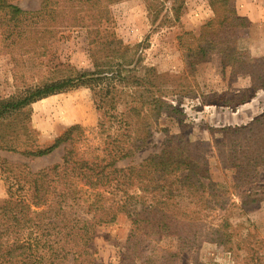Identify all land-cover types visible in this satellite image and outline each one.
Returning a JSON list of instances; mask_svg holds the SVG:
<instances>
[{"label": "rangeland", "instance_id": "rangeland-1", "mask_svg": "<svg viewBox=\"0 0 264 264\" xmlns=\"http://www.w3.org/2000/svg\"><path fill=\"white\" fill-rule=\"evenodd\" d=\"M14 2L26 10H38L42 0ZM100 2L106 11L101 18L94 19L99 22L98 31L67 27L59 29L55 35H45L46 38L39 39L41 45L48 47L45 54L25 53L20 46L8 45V41L0 37V99L22 96L30 88L78 71L104 69L108 59L115 57L116 63L124 49H128L130 58L131 49L132 56L139 62L131 77L123 71L128 78L116 82L118 107L115 112H125L122 117L130 122L126 106L140 105L141 96L148 95L144 94L146 85L138 83L151 69L157 75L155 81L165 90L160 92L164 106L159 115H155L157 109H153V105L147 106L150 110L146 113L150 115L146 121L151 123L152 135L145 147L130 157L119 159L115 165L122 168L137 165L150 154L159 152L167 137L177 135L181 140L184 136L186 141L194 142L192 146L200 156L199 164L204 172L209 169L205 181L210 179L213 186L212 207L200 214L207 216L205 231L194 244H181L175 234L158 238L146 235L144 229H134L132 220L121 213L115 222L94 231L98 264H264V161L256 176L247 177L246 183L236 185L235 172L226 165H229L226 157L220 160L210 132V128L247 124L263 113L264 86L251 90L254 76L237 72L238 63L224 66L219 52L210 54L208 59L194 54V49L201 44L198 41L201 31L215 17L210 0ZM234 5L237 15L248 20V26L234 35L235 48L241 50L238 53L241 57L253 58L249 67L258 76L264 72V0H234ZM174 6H180L178 18ZM83 9L90 23L92 12L87 4ZM137 79L139 81L134 82ZM107 83L103 80L97 87ZM247 88L248 95L252 91L254 94L248 101L238 103L244 95H236ZM95 100L91 88L82 86L31 103L15 120L20 126L29 127L27 131H19V150L0 148V159L24 163L33 170L61 162L65 145L40 157H30L21 150L50 145L73 124L82 125V133L87 138V142H76L77 147L82 151L89 146L99 147L102 154L109 139L98 126ZM182 124L189 127L183 128ZM120 132L125 133L124 128ZM6 197L7 187L0 167V201ZM207 231L209 234L205 233ZM131 233H134L132 241L129 240ZM211 237L215 240L209 239Z\"/></svg>", "mask_w": 264, "mask_h": 264}, {"label": "trees", "instance_id": "trees-1", "mask_svg": "<svg viewBox=\"0 0 264 264\" xmlns=\"http://www.w3.org/2000/svg\"><path fill=\"white\" fill-rule=\"evenodd\" d=\"M14 1L0 0V37L8 45L20 46L25 53L45 54L48 47L41 45L39 39L55 35L62 28L98 31L99 22L94 19L101 18L106 11L100 0H42L38 10L23 9ZM84 4L92 12L90 23L83 13ZM210 5L215 17L201 31L198 40L201 44L194 49V54L208 59L210 54L219 52L224 66L238 63L237 72L254 76L250 89L256 91L264 86V72L255 75L249 67L253 58L238 55L241 50L234 45L236 32L248 26L247 18L237 15L234 0H210ZM173 10L178 18L180 6H174ZM131 56L132 50L129 58L128 49H124L117 62L115 57L108 59L104 69L78 71L30 88L22 96L0 99L2 149L19 150V131H27L29 127L20 126L15 120L31 103L82 86L94 92L98 126L109 139L101 150L103 155L99 154V147L89 146L82 151L76 142L87 140L82 133L84 127L73 124L50 145L21 150L30 157H40L65 145L61 162L33 170L27 164L0 159L7 187V197L0 201V264H98L94 231L115 222L121 213L132 220L134 229L140 227L146 235L157 238L175 234L185 245L194 244L202 234L207 216L200 214L212 207L213 184L210 179L205 181L209 169L204 172L199 164L200 156L192 146L194 142L186 141L184 136L181 140L177 135L169 136L159 152L150 154L139 164L123 168L115 165L119 159L145 147L152 135L151 123L146 121L150 115L147 106L157 109L155 115L164 106L160 92L165 90L155 81L157 75L151 69L138 83L146 85L144 94L148 95L141 96L140 105L126 106L130 122L122 117L125 112H115L116 82L128 78L123 71L131 77L139 62ZM103 80L108 81L107 85L97 87ZM248 89L236 95H244L238 103L248 101L254 94L252 91L248 95ZM173 110L182 115L177 108ZM132 116L138 121H133ZM122 128L125 133L120 132ZM210 132L220 160L226 157L229 160L226 165L235 172L236 185L258 174L259 165L264 161V112L247 124L210 128ZM133 235H129L130 241Z\"/></svg>", "mask_w": 264, "mask_h": 264}]
</instances>
